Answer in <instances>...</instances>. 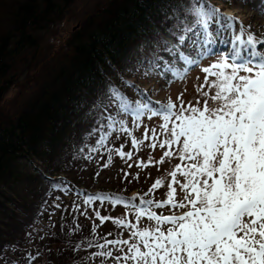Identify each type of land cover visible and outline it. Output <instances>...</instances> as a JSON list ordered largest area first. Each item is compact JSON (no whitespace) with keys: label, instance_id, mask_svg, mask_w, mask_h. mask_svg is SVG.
Here are the masks:
<instances>
[{"label":"snow or ice","instance_id":"obj_1","mask_svg":"<svg viewBox=\"0 0 264 264\" xmlns=\"http://www.w3.org/2000/svg\"><path fill=\"white\" fill-rule=\"evenodd\" d=\"M180 7L183 16H177L163 33L155 32L151 41L155 51L138 61V70L145 77L159 76L169 83L183 80L213 54L212 45L218 41L228 43L225 36L230 34L229 52L219 54L218 62L202 68L215 77L210 84L205 77V84L215 94L209 96L201 85V94L206 98L203 106H199V101L185 106L180 97L179 104L170 98L166 103L156 102L138 86L121 80L124 87L137 93L138 99L133 101L119 85L109 83L103 90L104 98L96 105L95 126L86 133L89 139L95 137L96 143L84 145L89 159L96 153L115 152L127 160L132 159L133 151L125 152V145L116 148L108 143L114 133L117 139L120 134L130 137L134 149L147 139L152 140L153 149L157 145L169 149L179 145L176 155L188 163L183 168L176 165L169 173L167 199L151 198L153 190L163 186L162 178L152 184L145 194L147 199L78 191L64 180L49 183L52 190L75 191L83 197V215L96 202L101 206L123 205L134 213L136 223L125 218L113 220L117 226L130 230L129 239L102 237L103 243L94 238L77 242L74 251L95 247L97 251L90 256L93 260L101 258V264L109 259L114 264H264V50L257 49L264 39H257L249 31L250 26L246 29L236 17L223 13L208 0H180ZM161 52L168 53L170 59ZM121 117H131V125ZM153 117L162 118L159 133L156 128L145 127L143 139L132 135L133 129L143 126L145 118ZM83 150L82 147L80 151ZM163 156L171 157L173 151H165ZM111 160L109 155L108 163ZM150 163L151 156L147 163L138 161L137 167L143 169ZM178 173L183 182L177 179ZM135 178H139L138 173ZM173 184H178L183 192L180 200L176 199ZM166 206L177 211L168 215L155 211ZM94 212L101 224L110 219L101 216L98 208ZM144 217L154 224L138 227ZM96 227L94 224L93 236ZM27 259L35 257L29 255Z\"/></svg>","mask_w":264,"mask_h":264},{"label":"trees","instance_id":"obj_2","mask_svg":"<svg viewBox=\"0 0 264 264\" xmlns=\"http://www.w3.org/2000/svg\"><path fill=\"white\" fill-rule=\"evenodd\" d=\"M72 4L73 0H0V262L3 264H101V258L93 260L90 256L97 251L95 247L74 251L77 242L94 238L103 243L102 237L108 240L130 237V230L113 222L120 218L131 222L135 216L130 208L108 203L101 206L96 202L83 215V197L75 191L52 190L49 180H64L75 190L95 194L100 191L90 190V183L113 163L131 164L142 161L141 156L145 158L142 150L147 146L134 149L126 138L113 136L108 143L116 148L125 145V152L133 151L131 160L121 159L115 152L96 153L89 159L88 148L77 151L76 141L84 130L87 113L104 98L103 90L109 83L120 86L121 80L130 77L133 54L152 41L153 24L159 25L171 16L180 0H113L103 12L83 19L66 41L49 44L48 39L65 28V12ZM45 49L48 51L42 52ZM25 73H37L38 80L43 81L16 110L1 107L5 94ZM86 143L91 145L86 141L83 146ZM125 176L121 172L118 186L109 193L127 198L138 196L129 195L134 187L122 180ZM129 181L134 182V177ZM154 182L155 178L144 181V197L147 198L145 194ZM105 206L106 210L102 208ZM97 208L101 216L110 217L103 224L95 216ZM124 211L128 214L123 215ZM37 217L50 220L42 226L36 224ZM29 255L35 259L29 261ZM105 264L114 262L109 259Z\"/></svg>","mask_w":264,"mask_h":264},{"label":"rangeland","instance_id":"obj_3","mask_svg":"<svg viewBox=\"0 0 264 264\" xmlns=\"http://www.w3.org/2000/svg\"><path fill=\"white\" fill-rule=\"evenodd\" d=\"M113 0H73V4L71 7L65 12V21L64 24L65 28H61V32H59V28L56 29L57 32L54 35H52L48 39L49 44H58L57 42H62V40H67L69 38L70 34L74 29H77L79 25L81 24L82 20L85 19L88 15H91L92 13L96 12H103V10L107 9L110 3ZM225 3H222L221 1H212L210 0L209 3L213 6L219 8L223 13L227 15H232L238 19L239 22H242L244 27L248 29L249 23L246 22V17L248 16V13L243 14L242 12L248 7L247 4H249V0H225ZM262 0H252V2H261ZM264 1V0H263ZM263 4V3H262ZM249 10V9H248ZM184 10L182 7L178 6L172 11V15L169 16L163 23L159 25L153 24V30L154 33L156 31H159L163 33L164 28L167 25L172 24L173 20L177 16H183ZM262 21L264 20V17L258 16ZM248 18V17H247ZM239 23L236 25L235 31H239ZM249 31L254 33L257 37V39H260L259 33L256 32V30L250 28ZM191 35V34H190ZM167 38V37H166ZM225 39H227L228 43H222L217 42L216 44L212 45V55L203 59L200 66L194 67L183 80H173L171 83H169L166 79H163L159 76H152V77H145L142 73V71L138 70V61L146 56L149 53V56L152 54V52L155 51V48L151 42L145 43L140 46V48L133 54L132 56V67L128 71V74H130V77H126L125 80L130 82L133 85L138 86L139 89L143 90L144 92H147L152 101L156 102H167V100L170 98L173 102H176L179 104L178 97L184 101L185 106L196 105L197 101H199V106H203L205 97L202 96L200 86L204 85L203 91H208L209 96H212L215 94L214 89H210L208 84H205V77L208 76L209 84L215 80V77L204 73L202 71L203 67H208L212 65L215 62H218L221 59V56L219 54H227L232 47L231 44V35L226 34ZM188 44V42H185ZM258 50H264V44H258L257 45ZM46 50V51H45ZM42 52L46 53L48 49H45ZM63 52H61L62 55ZM160 55L164 56L166 59H170L168 56V53L161 52ZM215 71V69L213 70ZM49 73V72H48ZM32 73L23 74L21 77L16 80L17 82L15 85L11 86L10 92L5 94L3 99V104L1 107L5 108L6 110H16L18 106H22V104L27 100V98L35 92L36 87L43 81V79L38 80V74L35 73L34 75H31ZM46 74V73H45ZM243 74V73H241ZM31 75V76H30ZM48 76V75H47ZM121 90L129 97L131 100L135 101L138 99L137 93L132 88H126L122 84L120 85ZM100 99V98H99ZM100 101V100H99ZM99 101L96 103V105L99 103ZM211 104V101H209ZM96 105L87 113L84 121V130L80 137L76 141V150L79 151L83 146V144L86 141H90L91 145H94L96 143V138H88L86 137V133H89L91 129L95 126V121L97 119V108ZM122 119H127L129 124L131 125V117H121ZM163 123L161 117H153L151 120H148L147 118L143 121V126H141L138 129H133L132 135H134L136 138L143 139L144 133H145V127L148 129L156 128L157 133H159L160 128L159 126ZM171 126V124L169 125ZM149 137H151L152 133H148ZM117 136L116 133H114L111 137ZM110 137V138H111ZM119 137L126 138L129 142V145L131 147V139L130 137L120 134ZM115 138V137H114ZM165 137H160V139H164ZM145 143V144H143ZM143 143L140 145L143 146L146 145L147 149L143 148L142 151H144V154L146 155L145 158L142 157V161L147 163L149 156L152 158V163L149 164L148 167L141 169L140 167H137V160H135L134 163L128 164L127 162L119 164L117 162L113 163L110 169L105 171L103 174H101L97 180L91 184V189L93 192L100 191L104 193L112 192L113 189L118 186V183L121 179V172L127 173V176H125L122 180L125 183L130 184V187H134L133 191L129 195H138V196H144L143 193L146 190V186L144 185V181L146 180H152L155 178H162L164 180V184L162 187L153 190L151 198L155 201H163L165 200V197L167 196V192L170 190L168 187V184L171 183V177L169 176V173L175 170L176 165H180L181 168L185 166L187 161H181L179 157L176 155V150L179 148V145L173 146L171 149H169L167 146L165 148H160L158 145L155 149H153L150 145L152 143L151 139L143 140ZM173 151V156L171 157H164L163 153L165 151ZM88 152V151H87ZM163 158V163H160L161 159ZM24 165V164H22ZM131 165V167H129ZM149 168V169H148ZM137 173L139 174V178H135ZM134 177V182H130L129 179ZM177 179L181 182L184 181V178L177 174ZM137 183V184H136ZM129 187V188H130ZM172 187L176 188V199L180 200L183 196V192L181 191L178 184H173ZM149 192V190H147ZM145 199L149 198L147 196L144 197ZM106 207H102L106 210ZM170 210V211H169ZM170 206H166L163 209H155L157 214L160 215H168L171 213ZM185 210V209H184ZM131 212H129L130 214ZM128 214V212L123 213V215ZM47 219L49 217H46ZM37 223L39 225H46L48 223V220H44L41 217H37ZM132 223H136L135 218L131 220ZM149 222L154 223L153 221H148L146 217L142 218L141 221L138 224V227H147L150 226ZM152 225V224H151ZM166 227V226H165ZM31 232H33L31 230ZM0 264H3L0 262Z\"/></svg>","mask_w":264,"mask_h":264},{"label":"bare ground","instance_id":"obj_4","mask_svg":"<svg viewBox=\"0 0 264 264\" xmlns=\"http://www.w3.org/2000/svg\"><path fill=\"white\" fill-rule=\"evenodd\" d=\"M259 1V0H258ZM263 3V4H262ZM248 9L246 8L242 13H248V18L246 17V22L249 23L250 28L256 30L260 35V39H264V20L262 21L258 16L264 17V1L261 2H252L249 0L247 4Z\"/></svg>","mask_w":264,"mask_h":264}]
</instances>
